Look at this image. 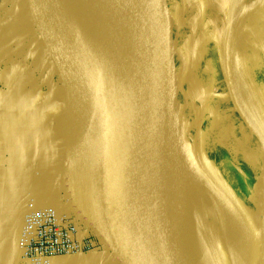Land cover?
<instances>
[{
  "label": "water",
  "instance_id": "water-1",
  "mask_svg": "<svg viewBox=\"0 0 264 264\" xmlns=\"http://www.w3.org/2000/svg\"><path fill=\"white\" fill-rule=\"evenodd\" d=\"M49 38L48 52L66 90L67 149L62 183L70 209L92 230L105 264H178L144 214L156 182L171 82L170 23L163 0H120L119 37L110 52L70 84L60 71L56 29L43 0H30ZM178 32V31H177ZM107 102L91 120L92 108ZM143 153L137 195L122 200L106 188L112 170ZM264 203V141H263ZM264 264V228L261 232Z\"/></svg>",
  "mask_w": 264,
  "mask_h": 264
},
{
  "label": "rangeland",
  "instance_id": "rangeland-1",
  "mask_svg": "<svg viewBox=\"0 0 264 264\" xmlns=\"http://www.w3.org/2000/svg\"><path fill=\"white\" fill-rule=\"evenodd\" d=\"M163 4L170 23L172 73L168 111L182 123L180 145L184 161L202 169L211 185L209 188L202 184L208 205L206 216L197 220L204 227L205 240L215 246L220 264L225 257L228 264H263V142L245 124L236 105L238 96L232 94L236 92L230 91V83L224 78L222 65L226 67V63L218 52V38L234 6L233 0H223L222 6L219 0H163ZM237 10L240 25L235 49L240 82L232 71L231 80L237 88L240 84L238 91L248 94L244 102L264 122V44L247 24V17L240 15L244 9ZM49 89L54 94H48L47 102L53 104L54 95L64 105L66 94L58 86L56 91ZM63 105L60 122L64 119ZM246 120L249 122L247 116ZM62 127L66 151L68 133ZM186 147L197 157L196 164L187 159ZM247 230L255 239L252 253L241 239Z\"/></svg>",
  "mask_w": 264,
  "mask_h": 264
},
{
  "label": "crops",
  "instance_id": "crops-1",
  "mask_svg": "<svg viewBox=\"0 0 264 264\" xmlns=\"http://www.w3.org/2000/svg\"><path fill=\"white\" fill-rule=\"evenodd\" d=\"M219 2L222 6L223 0ZM233 4L244 9L240 15L247 17V24L264 44V0H233ZM234 6L223 24L222 37L234 23L233 48L240 24ZM49 43L30 0H0V264H27L20 250V231L32 209L57 206L59 212L71 210L62 183V125L68 133L65 118L59 119L63 104L54 95L55 102H47L48 94H54L49 88L56 91L58 86L65 94L66 90L51 61ZM218 52L221 56L220 45ZM222 69L227 81L223 65ZM239 87L232 94L253 116L263 119L244 102L248 94L238 91ZM105 257V251L96 247L52 264H105ZM110 264H118L116 257Z\"/></svg>",
  "mask_w": 264,
  "mask_h": 264
},
{
  "label": "bare ground",
  "instance_id": "bare-ground-1",
  "mask_svg": "<svg viewBox=\"0 0 264 264\" xmlns=\"http://www.w3.org/2000/svg\"><path fill=\"white\" fill-rule=\"evenodd\" d=\"M119 2L120 0H43L56 29L52 33L57 39L54 38L56 52L67 85L86 68L97 64L103 54L110 52L119 37ZM237 7L236 4L234 8ZM233 28L234 23L226 29V37L222 40L223 27L219 45L221 58L226 63V67L222 63L224 71H227L225 75L236 92L237 87L231 80V71L236 73V52L230 39ZM106 103L103 101L93 106L91 120L102 114ZM237 107L249 130L263 142V119L253 116L243 103L237 104ZM181 125L175 116L167 115L156 182L144 214L150 218L164 248L178 264H220L213 249L215 246L205 240L204 227L197 220L202 215L206 216L204 212L206 213L208 205L202 184L209 188L211 185L206 181L202 169H195L184 161L180 145ZM186 152L187 159L192 165L196 164L197 157H193L188 147ZM142 161V152L127 156L108 175L106 188L111 192H120L122 200H133L137 195ZM212 224L213 219L210 225ZM241 239L252 253L255 247L252 231H244ZM221 263L228 264L226 257Z\"/></svg>",
  "mask_w": 264,
  "mask_h": 264
},
{
  "label": "built area",
  "instance_id": "built-area-1",
  "mask_svg": "<svg viewBox=\"0 0 264 264\" xmlns=\"http://www.w3.org/2000/svg\"><path fill=\"white\" fill-rule=\"evenodd\" d=\"M20 233V250L27 264H52L96 247L102 249L92 230L72 210L59 212L57 206L32 209Z\"/></svg>",
  "mask_w": 264,
  "mask_h": 264
}]
</instances>
